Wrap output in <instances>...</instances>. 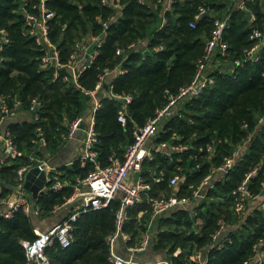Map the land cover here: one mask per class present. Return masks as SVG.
I'll return each instance as SVG.
<instances>
[{
	"label": "trees",
	"instance_id": "trees-1",
	"mask_svg": "<svg viewBox=\"0 0 264 264\" xmlns=\"http://www.w3.org/2000/svg\"><path fill=\"white\" fill-rule=\"evenodd\" d=\"M118 1L123 5L121 15L110 22L105 43L89 48L98 54L75 84L69 68H61L55 77L53 68L41 65L46 49L28 32L22 13L24 0H0V30L5 28L10 38L0 52V93L8 96L9 106L19 99L22 109L39 114L35 122L27 119L9 123L20 154L0 166V177L17 184V171L32 163V153L40 157L54 153L66 140L63 134L69 123L92 109L93 99H87L82 89H93L101 76L112 87L103 85L97 95L101 102L95 114L97 156L103 165L112 154L122 156L133 140L134 128L144 125L171 95L191 82L215 27V16L230 12L224 30L228 54L217 52L208 63L214 83L199 96L182 99L156 137L157 142L188 148L171 156L157 154L148 163L151 170L166 172V179L154 184L152 194L170 192L167 179L180 167L183 178L178 192L192 195L190 185L197 186L213 167L223 164L237 150L238 155L228 172L214 175L206 197L195 199L193 207H179L158 219L151 249L172 264H200L194 258L200 250L205 254V264H248L256 254V245L264 250V201L259 200L256 206L249 203L247 213L241 215L233 207V191L255 167L259 170L248 188L256 196L264 195V45L258 61L245 58L244 50L254 43L248 11H230V0H172L170 10H165L166 0ZM201 5L207 13L191 27ZM251 5L257 13L255 26L264 33V5ZM50 7L55 16L49 20V36L63 61L77 41L99 34L102 22L117 15L101 0H53ZM66 75L71 77L69 81L64 80ZM112 93L132 96L126 124L118 120L121 101ZM34 100L37 104L31 109ZM38 126L44 129L48 141L44 151L33 143ZM209 145L214 147L212 152L206 151ZM93 168L90 162L82 166L78 159L60 166L59 177L68 185L60 191L49 187L33 200L40 207L37 219L22 209L11 217L0 215V264H27L21 241L36 238L37 221L56 214L55 207L62 206L72 194L76 179L85 178ZM11 195L10 189L0 186V205ZM27 195L31 197L29 192ZM119 206L116 198L106 208L83 212L74 222L71 245L63 248L56 242L47 249L51 264H111L107 236L115 231ZM150 213L146 200L129 209L124 226L131 236L129 243L136 242L147 230ZM197 218L203 220L201 226H196ZM220 219L227 223L218 240L222 246H211Z\"/></svg>",
	"mask_w": 264,
	"mask_h": 264
},
{
	"label": "built area",
	"instance_id": "built-area-1",
	"mask_svg": "<svg viewBox=\"0 0 264 264\" xmlns=\"http://www.w3.org/2000/svg\"><path fill=\"white\" fill-rule=\"evenodd\" d=\"M53 0H24L22 13L24 21L28 27V32L35 36L37 42L42 45L46 52L42 55L41 65L43 67H50L54 70V76H58V71L61 68H69L71 72L72 81L78 84V77L81 72L88 68L95 60L98 51H89L93 45L102 46L108 35L107 28L110 22L114 21L121 15L123 8L122 3L118 0H101L104 5L111 6L117 11V15L104 20L102 22L103 29L97 35L87 38L86 40L77 41L75 43L74 51L68 56L66 61H63L60 55V50L51 41L49 32V20L55 16L54 10L50 7ZM230 11L247 10L249 22L252 26L250 38L254 43L244 50V55L247 60L258 61L261 56V49L264 45V33L255 26L257 22V13L250 4L258 3L264 5V0H230ZM172 0H166L165 10L171 9ZM207 13L206 7L201 5L197 13L194 15V20L190 22L191 27H195L196 21ZM230 18V12L222 17L214 19V29L211 37L208 39L205 46V53L199 61L198 68L191 82L179 89L177 94L171 95L168 102L158 110L155 115L150 117L142 126H137L133 130V140L125 148L124 154L119 156L112 154L109 157L107 164L103 165L98 159L96 144L99 141L98 131L96 128L95 114L97 109L101 106V102L97 95L101 87L107 81L104 76H101L93 89H82L86 96L93 99L92 109L88 111L86 116H80L72 120L68 125V130L63 134L64 138H74L80 130L84 131L82 141V152L78 157L81 165L84 166L87 162L93 164V170L85 177L76 179L73 184L72 194L67 198L63 205L67 203L79 201V207L71 212L65 219L55 221L46 229H41L38 225L36 228L37 236L34 240H22L21 243L26 250L27 264H51L47 249L58 243L61 247H68L73 240L74 222L77 218L86 211L91 209L106 208L112 200L118 198L120 206L116 211L115 231L107 236V242L110 247L109 260L111 264H172L168 258L160 257L152 262L145 261L143 254L151 250L157 232L152 233L156 229L158 219L166 216L172 210L179 207L184 209L193 207L194 200L197 198L206 197V192L213 186L212 178L215 174L226 173L234 165L235 157L238 155V150L232 156L227 157L223 164L213 167L211 173L204 176L197 186L190 185L192 195L179 194V185L182 180L180 167H176L175 173L167 179L170 192H160L158 195H153L154 184H160L166 179V172L164 170L157 171L148 168V163L155 160L156 155L171 156L175 152H181L188 147L183 144H173L168 141L157 142L156 137L160 132L165 120L172 116L175 108L182 99L199 96L205 88L214 83V78L209 74L208 63L213 56L219 52L222 56L228 54L227 43L224 41V30ZM0 52L10 43L8 32L5 28L0 30ZM235 64H240L239 60H235ZM122 73L125 70H121ZM69 75L64 76L65 81L71 79ZM70 78V79H69ZM109 88L112 85L108 86ZM168 90H166L167 92ZM113 97H117L121 101V107L118 113V120L126 124L127 110L129 104L132 102V96L116 95L112 93ZM7 97L0 93V166L9 163L16 158L20 152L15 139L7 127H4V121L7 117L23 113L22 104L19 99H15L13 106L7 103ZM37 104L34 100L31 109ZM37 109V107H36ZM29 111V110H27ZM31 113V112H30ZM39 114H32L30 121H38ZM84 122L85 127L81 128L80 124ZM264 118L261 119V123ZM37 137L33 139L35 147L40 150H45L48 146V141L45 136L44 129L38 126ZM173 136L179 138L176 133ZM213 145H209L207 152L213 151ZM31 164L22 166L18 169L19 183L23 184L26 179V174L33 167H38L45 172V186L42 191L47 188L60 191L68 185V181L62 180L59 177V170L57 167L50 165L44 158L36 153L30 155ZM181 160V159H179ZM35 162V164L33 163ZM199 168V165H197ZM259 170L255 167L253 170L245 174V177L238 185L237 189L233 191V207L238 214H246L248 211V204L259 203L257 199L261 197L264 201V195H254L248 188L253 175ZM51 183V184H50ZM264 185V183H263ZM41 191V192H42ZM41 194V193H40ZM146 200L150 205V218L147 222V230L142 233L139 239L134 243H129L131 236L124 230L126 222L129 220V209ZM3 205V206H2ZM0 205V215L11 217L13 213L22 209L26 214L37 217L40 214V207L35 205L32 197L27 195V192L21 191L20 194L13 193L12 196L3 201ZM62 205V206H63ZM2 206V207H1ZM61 209V205L55 207V212ZM196 226H201L203 220L197 218L195 220ZM219 227L213 235V243L211 246L218 245L222 233L227 228V223L220 219ZM157 230V229H156ZM122 249V252L118 248ZM256 254L251 258L248 264H264V250L259 245L255 246ZM194 258L200 263L205 264L206 257L203 251H197Z\"/></svg>",
	"mask_w": 264,
	"mask_h": 264
},
{
	"label": "crops",
	"instance_id": "crops-1",
	"mask_svg": "<svg viewBox=\"0 0 264 264\" xmlns=\"http://www.w3.org/2000/svg\"><path fill=\"white\" fill-rule=\"evenodd\" d=\"M23 113H18L13 116H9L4 121V127L8 128V125L10 122L13 121H22L30 119L32 114L28 112L27 110H23ZM84 137V131L80 130L77 135L74 138L65 140L54 153H45L44 158L50 163V165H53L57 168L60 166H65L68 164H71L74 160L78 159V157L81 155L82 152V141ZM259 200H262L261 197L257 199V202ZM79 207V201L76 200L74 202H69L63 206H61V209H59L56 214L60 216L59 220L65 219L71 212H73L75 209ZM38 222V221H37ZM155 227L157 229V224H155ZM156 229H153L152 233L155 234L157 232ZM119 251L122 252V249L119 247ZM162 254L160 252L153 251V249L145 252L143 254V259L145 261L152 262L158 258L161 257Z\"/></svg>",
	"mask_w": 264,
	"mask_h": 264
},
{
	"label": "water",
	"instance_id": "water-1",
	"mask_svg": "<svg viewBox=\"0 0 264 264\" xmlns=\"http://www.w3.org/2000/svg\"><path fill=\"white\" fill-rule=\"evenodd\" d=\"M110 84H111L110 81L107 80L104 83V87L108 88ZM87 99H90V97L87 96ZM80 126L81 128H84L85 123L82 122ZM0 186H5L15 194H20L21 191L29 192L31 194L32 199L37 200L41 191L45 186V172L41 171L38 167L35 166L28 171V173L26 174V179L23 184H18L16 186H13L0 177Z\"/></svg>",
	"mask_w": 264,
	"mask_h": 264
},
{
	"label": "rangeland",
	"instance_id": "rangeland-1",
	"mask_svg": "<svg viewBox=\"0 0 264 264\" xmlns=\"http://www.w3.org/2000/svg\"><path fill=\"white\" fill-rule=\"evenodd\" d=\"M16 180H17V182H19V178L18 177H16ZM180 182H182V180L180 181ZM11 185H13V186H16V185H18V183L16 184H11ZM195 187V186H194ZM162 192V191H161ZM12 194H13V192H12ZM12 196V195H11ZM10 196V197H11ZM9 197V198H10ZM8 198V199H9ZM144 212H146V211H144ZM57 214H58V212H57ZM57 214H54L53 216H51V217H45V218H42V219H40L38 222H40V226H41V229H46V228H48L51 224H53L55 221H58L59 220V218H60V216L59 215H57ZM142 214V212H140L139 213V215H141ZM145 214V213H144Z\"/></svg>",
	"mask_w": 264,
	"mask_h": 264
}]
</instances>
